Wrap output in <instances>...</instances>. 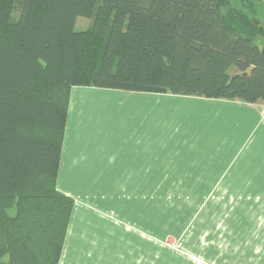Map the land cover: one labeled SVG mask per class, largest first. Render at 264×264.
Instances as JSON below:
<instances>
[{
  "label": "trees",
  "instance_id": "1",
  "mask_svg": "<svg viewBox=\"0 0 264 264\" xmlns=\"http://www.w3.org/2000/svg\"><path fill=\"white\" fill-rule=\"evenodd\" d=\"M232 1L0 0V264L61 263L73 88L264 105L262 33Z\"/></svg>",
  "mask_w": 264,
  "mask_h": 264
},
{
  "label": "rangeland",
  "instance_id": "2",
  "mask_svg": "<svg viewBox=\"0 0 264 264\" xmlns=\"http://www.w3.org/2000/svg\"><path fill=\"white\" fill-rule=\"evenodd\" d=\"M232 5L243 9L257 25L262 34L256 42L264 46V0H235ZM90 25V20L78 18L76 29L85 31ZM123 92L83 87L72 90L73 94L105 97ZM176 97H181L175 98L176 103L183 101L186 105L180 110L181 115L168 113L163 129L169 134L180 131L183 134L184 140L169 143L175 152L189 142L185 133L189 129L198 131L194 145L201 141L200 150L229 144L224 135L212 131L217 125L212 114L217 112L202 102L207 99ZM99 100L91 103L99 108L97 118L104 120L107 111L102 108L109 101ZM200 105L201 113L197 109ZM205 160L209 162L208 158ZM170 162L173 163L159 168L163 171H159L157 182H72L65 176L59 177L58 190L73 197L75 206L77 204L65 243L63 264H69L89 240L102 238L105 239L103 244L108 239H113L114 243L94 247L103 256L101 264H264V192L261 181H247L257 176L239 175L231 181L203 180L215 176L206 171L201 159L175 157ZM181 162L182 165H178ZM126 190H135L137 197L126 198L123 196ZM125 207L126 210L135 207L138 215L133 216L134 219L130 214L122 215L120 212ZM123 217L130 220L129 223L135 222L140 229L130 231L118 226L115 219L123 221ZM113 233L122 244L116 243ZM126 241L135 243L132 258L127 254Z\"/></svg>",
  "mask_w": 264,
  "mask_h": 264
},
{
  "label": "crops",
  "instance_id": "3",
  "mask_svg": "<svg viewBox=\"0 0 264 264\" xmlns=\"http://www.w3.org/2000/svg\"><path fill=\"white\" fill-rule=\"evenodd\" d=\"M175 98L181 97L136 92L112 93L106 97L72 93L58 179L65 176L66 180L72 182H157L159 171H163L159 168L172 164L170 160L177 157L183 160L201 159L206 171H211L209 174L215 176L203 180L231 181L239 175H256L255 179L247 181H261L264 192V105L208 99L202 101L217 112L212 114V119L217 123L215 129H212L213 133L224 135L229 144L219 145L212 150H200L201 141L197 146L194 145L198 131L189 129L185 132L189 142L175 152L169 143L184 140L183 134L180 130L176 134L163 130L168 113L181 115L180 110L186 105L183 101L176 103ZM97 99L109 101L102 108L107 111V118L104 120L97 118L99 108L91 103ZM197 109L201 113V105ZM204 158H208L209 162L204 161ZM178 165H182V162ZM199 165L201 166V162ZM123 196L133 198L137 197V193L135 190H126ZM262 196L264 197V193ZM103 204L105 205V197ZM133 205L134 203L131 206ZM134 208L126 210L125 207L120 213L130 214L134 219L133 216L138 215ZM76 210L77 204L71 226ZM123 218V221L115 219L123 222H116L118 226L130 231L140 229L139 226L136 228L135 222L129 223L130 220ZM112 237H115L116 243L122 244L115 233ZM103 240L105 239L89 240L85 249H81L68 263L101 264L103 256L94 247H108L114 243L113 239H108L103 244ZM132 242L126 241L127 254L131 258L135 255L132 253L135 243ZM64 253L65 249L63 255ZM60 264H63L62 259Z\"/></svg>",
  "mask_w": 264,
  "mask_h": 264
}]
</instances>
